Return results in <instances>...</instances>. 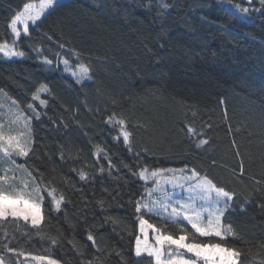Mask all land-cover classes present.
I'll return each mask as SVG.
<instances>
[{"label":"trees","instance_id":"1","mask_svg":"<svg viewBox=\"0 0 264 264\" xmlns=\"http://www.w3.org/2000/svg\"><path fill=\"white\" fill-rule=\"evenodd\" d=\"M38 1L0 0V42L13 40L8 24L15 13ZM64 5L20 36L16 47L23 56L0 54V90L26 116L34 115L29 104L39 113L31 119L33 151L14 158L24 168L0 159V169H18L30 181L31 171L65 198L57 211L44 194L39 227L11 217L0 221V258L11 264L19 259L22 264L23 256L59 264H154L147 254L135 255L136 204L153 187L139 173L173 168L195 169L234 193L222 220L235 235L224 243L240 252L239 264H264V8L259 0H70ZM64 59L73 67L87 65L90 79L78 83L67 75ZM41 84L49 89L41 93L46 105L32 98ZM116 119L133 134L131 151L117 139ZM188 127L209 143L197 149L199 137L190 139ZM81 171L87 179L80 178ZM145 219L181 234L155 215L145 213Z\"/></svg>","mask_w":264,"mask_h":264},{"label":"snow or ice","instance_id":"2","mask_svg":"<svg viewBox=\"0 0 264 264\" xmlns=\"http://www.w3.org/2000/svg\"><path fill=\"white\" fill-rule=\"evenodd\" d=\"M252 0H249L251 4ZM264 8V0H259ZM64 0H39V3H25L22 11H17L10 20L8 27L15 37L11 43L8 41L0 42V54L5 57L23 56L22 51L17 50V39L21 36L18 25H22L23 34L29 33L30 25H37L38 21L46 18L55 11L56 8L63 7ZM162 7L167 8L168 4L163 3ZM240 8L239 5H236ZM241 12L247 13L248 8H240ZM62 47V46H61ZM78 56V53L76 54ZM51 64L52 61H45ZM65 69L71 72V75L79 83L84 79H90V69L87 65L79 63L73 67L68 59L63 60ZM49 89L41 84L33 94V100L39 101L40 105H46L47 101L41 98V93H47ZM15 104V101H13ZM28 108L34 114L33 116H24V127L27 130L32 118H39V113L32 104ZM109 123H113V117H109ZM114 125L120 129L117 139L122 137L123 143L132 150V133L128 130L123 119H116ZM189 138L199 137L195 143L197 149L206 146L209 141L202 138L203 133L196 129L188 127ZM33 149L31 139L26 134L9 135L0 125V153H3L2 159L5 163L15 165L23 169V165H18L13 155L16 157H28ZM98 154L103 149H97ZM111 167V161L109 160ZM7 173V169H0ZM27 171V170H25ZM177 176L173 169H141L139 175L141 179L151 178L153 187L148 192V198L141 200L136 204L140 236L136 237L135 255L140 257L147 254L152 257L154 264H239L240 252L235 248L226 246L228 235H235L231 224L225 226L223 223L224 211L229 206V201L233 199L234 193L225 190L224 187L217 186L207 175L201 176L195 169L190 170V175L185 174L184 169L179 170ZM31 177V183L25 185V189L30 191L17 190L13 184L8 183L6 174H0V221L8 220L9 217L15 222L22 219L25 222L30 221L33 227H39L43 222L42 205L44 194L51 199L53 207L59 211L64 201L63 194L57 195L55 187H49L44 184L43 179L37 181V177L28 171ZM82 180L87 179V174L83 171L79 173ZM257 183H260L257 181ZM5 185H7L5 187ZM165 185H171L173 189H184L187 186L189 193L187 199H178L173 193H170ZM35 193V197L32 196ZM199 201V203H198ZM145 213L159 217L162 224H170L180 230L179 235H175L172 229H168L156 224L150 223L145 219ZM190 226V229L188 228ZM149 231L153 234L152 243L149 242ZM143 237V239L141 238ZM198 237L214 238L213 240H200ZM87 239L95 244L94 237L89 234ZM55 243V241H53ZM13 251V249H9ZM185 253L190 256H185ZM24 255V253H19ZM45 264L44 257H33ZM2 264V261H0ZM46 264H57L54 259H47Z\"/></svg>","mask_w":264,"mask_h":264},{"label":"rangeland","instance_id":"3","mask_svg":"<svg viewBox=\"0 0 264 264\" xmlns=\"http://www.w3.org/2000/svg\"><path fill=\"white\" fill-rule=\"evenodd\" d=\"M68 1H70V0H64V2H68ZM35 3L38 4L39 1L35 2ZM39 22L40 21H38L37 23H39ZM17 27H18V30L21 31V35H23L22 25H18ZM11 41L10 42L8 41V42L11 43ZM3 57L6 59H12V58H17L19 56H16V57H5V56H3ZM62 64H63V60H62ZM63 66H64V64H63ZM63 68H64V71L67 73V75L72 76L71 72L65 69V66ZM86 80H88V79H84L82 81H86ZM13 101H15V100L13 98H11L5 91L0 90V125H3V130L6 134L20 135V134L24 133L27 136H29L31 139V135H30L31 120L29 122V127L26 130L24 127V121L22 119L21 114H23L24 116H26V115L24 114V112L20 108L19 104L16 101H15V104H13ZM2 157H3V153H0V159H2ZM14 158H15V155H13V159ZM0 161H2V160H0ZM13 167H15V165H13L12 168ZM12 168H8L7 170L9 171ZM170 169H173V168H170ZM165 170H167V169H165ZM173 170L176 171L177 176L180 175V173H179L180 169H173ZM8 171H7V173H4V174H6V176L9 175V176H7L8 183L13 184V186L17 190L30 191V189H25V185L31 183V181L27 178V176L25 177L22 175H18L17 173L20 172L18 169L11 170L12 171L11 174L10 173L8 174ZM185 174L190 175V173H185ZM144 180L148 181L153 186V181L151 178L144 179ZM6 186L7 185H5V187ZM165 187L168 189V191L170 193H173L175 195V197L178 199H182V200L187 199V197L189 195V193L186 190L187 186H185L184 189H181L178 187L173 189L171 185H165ZM32 196L35 197L34 192H32ZM198 203H199V201H198ZM140 235H141V233H140ZM141 238L143 239L142 236H141ZM149 242L150 243L154 242L153 241V234L150 231H149ZM185 256L186 257L190 256V254L185 253ZM46 260L47 259H45V264H46ZM0 261H2V264H11L10 262L4 261L3 258H0ZM16 264H21V260L20 259L16 260ZM22 264H41V262L39 260H34L33 257L23 256ZM57 264H59V263H57Z\"/></svg>","mask_w":264,"mask_h":264}]
</instances>
